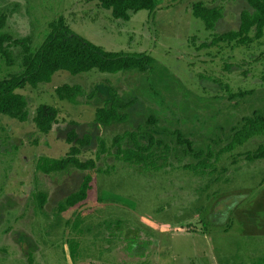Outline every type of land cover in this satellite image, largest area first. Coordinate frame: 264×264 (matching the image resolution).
Masks as SVG:
<instances>
[{
	"label": "rangeland",
	"instance_id": "374dc122",
	"mask_svg": "<svg viewBox=\"0 0 264 264\" xmlns=\"http://www.w3.org/2000/svg\"><path fill=\"white\" fill-rule=\"evenodd\" d=\"M154 2L151 11H129L122 20L96 0H0V31L26 37L30 51L48 35V23L61 19L104 50L141 52L152 61L141 72L56 70L48 82L19 90L26 119L0 116V264H264V157H255L264 133L219 152L202 172L190 167L192 151L216 153L234 127L264 110V28L247 45H210L237 28L246 0ZM196 2L219 8L211 29L192 16ZM8 50L12 61L0 60V77L21 69L20 48ZM61 84L80 88L73 102L57 97ZM109 87L133 100L122 123L94 121ZM39 104L56 109L45 134L31 120ZM71 130L78 139L88 135L75 156L92 159L93 169L39 171V157L67 155ZM131 132L140 144L150 134L160 153L167 146L158 169L113 156L114 137L130 146ZM88 172L85 199L58 208Z\"/></svg>",
	"mask_w": 264,
	"mask_h": 264
},
{
	"label": "trees",
	"instance_id": "16d2710c",
	"mask_svg": "<svg viewBox=\"0 0 264 264\" xmlns=\"http://www.w3.org/2000/svg\"><path fill=\"white\" fill-rule=\"evenodd\" d=\"M98 5L109 10L114 19L127 20L129 11L145 9L151 11L154 0H96ZM248 9L240 11L238 25L235 30H229L216 34L209 42L210 45L219 41H234L237 45H247L252 39L263 35L264 28V0H246ZM191 14L199 19L203 27L211 29L214 22L220 18L221 12L217 7H207L200 2L192 4ZM4 22V16L0 15V28ZM50 29L48 35L39 46L30 51L26 37L14 38L9 33L0 31V60L5 65L11 63L12 59L9 47L17 46L21 50L20 66L18 72L8 73L0 77V116H8L18 121H24L27 117L24 96L19 92L24 86L35 87L39 83H46L56 70H64L76 74L90 69L99 72L119 73L127 70L145 71L151 64V58L141 52L108 51L100 46L91 43L78 34L74 33L68 26L62 23L61 19L48 23ZM250 32L252 34L250 35ZM80 92L77 85L61 84L55 88V94L59 99H66L73 102L74 97ZM108 98L103 100L101 105L94 109V121L101 124L122 123L127 119L125 111L133 103V100L123 101L113 87L107 89ZM56 119V109L48 104L36 106L31 120L37 131L47 133L51 123ZM153 120H151L152 122ZM264 133V110L252 118H245L238 126L233 128L227 142L216 152L207 147L206 150L192 151L191 155L196 158L190 167L194 172H202L207 167L213 166L209 159L218 157L219 152L232 150L234 147L243 144L249 138ZM132 145L121 147L120 136H115L113 145L115 151L113 156L125 163L142 165L150 170L158 169L156 159L164 160L167 156V146L164 144L160 153L156 143L150 134H147L146 144H140L134 133H129ZM177 140L181 142L178 138ZM88 135L76 138L73 131L66 134L65 141L69 144L68 153L64 157H39L35 167L42 173L48 174L53 171H61L67 167L76 170H91L94 167L92 159L80 160L75 156L79 147L88 144ZM185 149L190 150V142L185 139ZM157 144H160L158 141ZM102 146V145H100ZM157 151H156V150ZM255 157H264V147L258 146ZM100 152L104 148L100 147ZM213 170V169H212ZM91 174L85 173L76 190L70 192L58 208L72 207L83 201L90 188ZM264 179V178H263ZM38 202H43L44 196L38 195ZM73 245L69 243L70 252Z\"/></svg>",
	"mask_w": 264,
	"mask_h": 264
}]
</instances>
